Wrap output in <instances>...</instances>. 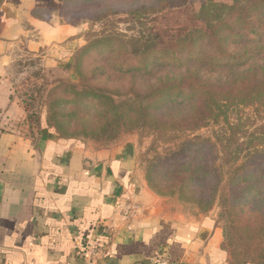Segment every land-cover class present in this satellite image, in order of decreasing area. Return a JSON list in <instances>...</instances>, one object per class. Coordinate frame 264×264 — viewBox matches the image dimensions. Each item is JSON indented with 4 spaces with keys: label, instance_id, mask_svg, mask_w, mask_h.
Segmentation results:
<instances>
[{
    "label": "crops",
    "instance_id": "obj_1",
    "mask_svg": "<svg viewBox=\"0 0 264 264\" xmlns=\"http://www.w3.org/2000/svg\"><path fill=\"white\" fill-rule=\"evenodd\" d=\"M69 1L0 0V264H232L216 210L158 195L134 139L100 146L28 121L9 71L22 53L50 67L78 49L86 25L66 22Z\"/></svg>",
    "mask_w": 264,
    "mask_h": 264
},
{
    "label": "trees",
    "instance_id": "obj_2",
    "mask_svg": "<svg viewBox=\"0 0 264 264\" xmlns=\"http://www.w3.org/2000/svg\"><path fill=\"white\" fill-rule=\"evenodd\" d=\"M101 1L70 0L62 14L70 24H85V7ZM128 5V15L140 24L148 16L192 10L197 25L177 38L175 43L179 45L174 48L155 44L157 36L147 42L137 39L132 63L116 65L125 75L140 72L151 76L161 68L170 72L147 93L136 92L134 99L122 103L111 98L107 109V103H100L103 97L92 89H74L75 94L100 103L104 115L122 114L123 106V115L141 114L144 120L164 112V118L150 119L153 135L161 142L164 153L158 155L159 166L150 167L146 173L149 186L158 195L167 196L156 188V183L177 182L179 193L191 189L198 204L211 210L219 203V221H224L232 264H264V125L259 135L252 136L247 148L230 133L226 135V145L224 139L219 144L211 136L198 134L211 124L228 121L230 112L238 108L264 109V0H152L128 3L125 7ZM78 63L79 68L81 61ZM156 65L160 68H154ZM203 70L238 74L218 84L208 81ZM23 106L30 124L39 127L41 119L40 124L33 122ZM185 108V113L180 112ZM173 112L177 113L168 115ZM74 115L72 112L70 116ZM62 125L58 128L64 131ZM104 133H108L106 129ZM117 134L108 142L115 141ZM74 136L62 137L80 139ZM232 143L237 145L234 152L229 151ZM226 151L230 152L231 164L227 180L220 167ZM243 152L242 161L232 158Z\"/></svg>",
    "mask_w": 264,
    "mask_h": 264
},
{
    "label": "rangeland",
    "instance_id": "obj_3",
    "mask_svg": "<svg viewBox=\"0 0 264 264\" xmlns=\"http://www.w3.org/2000/svg\"><path fill=\"white\" fill-rule=\"evenodd\" d=\"M143 1L152 0H103L93 6H86L84 11L86 26L78 49L74 48L73 51L66 53L67 55L63 53L64 58L58 60L59 65L50 67L44 64L41 56L22 53L14 61L9 71V78L13 83L14 96L25 105L33 122L40 124V119L41 122L45 120L51 127L57 128L62 136L69 137L74 134L76 138L92 141L100 146H108L125 138H132L137 144L140 163L148 175L150 167L158 165V155L164 153L161 142L153 135L154 128L150 119L164 118L166 114L161 112L149 115V118L144 120L141 114L123 115L125 109L123 106L120 110L122 114L104 115L100 103H107L105 106L107 109V105L111 104V98L121 103L130 101L134 99L136 92L147 93L157 84L160 77L170 73L161 68L156 69L160 71H155L151 76L140 72L125 75L115 68L118 63H132L131 54L134 52L137 39L141 38L147 42L152 36H157L155 44L166 48L178 47L179 44L175 43V40L181 35L188 34L197 22L193 17V11L187 10L148 16L143 18L140 24L128 15L130 8L129 5L127 7L125 5ZM116 42L119 44L117 43L118 46L114 48ZM79 60L81 63L78 68ZM154 68L160 67L156 65ZM202 73L208 81L218 84L230 81L238 74L235 71L209 70H203ZM74 89L79 92L92 89L101 95L103 100L101 99L100 103H93L88 97H78ZM186 111L187 108L180 112ZM72 112L76 113L73 117L70 116ZM177 112L168 115L173 116ZM229 115L228 121L211 124L198 134L211 136L219 144H222L219 140L224 139L223 145H226V135L230 133L240 139L239 143L247 148L252 136L259 135L258 132L264 125V109L238 108ZM60 124H63L64 131L58 128ZM105 129L107 134L104 133ZM116 133H118L116 140L108 142ZM236 148L237 145L232 143L229 151L234 152ZM229 151L225 152L220 163L225 180L231 172ZM245 153L234 154L232 158L238 157V160L242 161ZM177 185H179L177 182L172 181L157 182L156 188L168 194L160 196L170 199L177 207L190 214L198 216L216 210L220 219L219 203L210 210L207 206L198 204L196 197L190 194L191 189L179 193L180 187ZM220 222L224 224V221Z\"/></svg>",
    "mask_w": 264,
    "mask_h": 264
},
{
    "label": "built area",
    "instance_id": "obj_4",
    "mask_svg": "<svg viewBox=\"0 0 264 264\" xmlns=\"http://www.w3.org/2000/svg\"><path fill=\"white\" fill-rule=\"evenodd\" d=\"M134 214V208L129 207L126 209V216L132 217ZM103 245L97 244L91 250L92 256L95 258L97 255L101 254ZM153 264H182L181 261L172 260L168 257H161L154 260Z\"/></svg>",
    "mask_w": 264,
    "mask_h": 264
}]
</instances>
